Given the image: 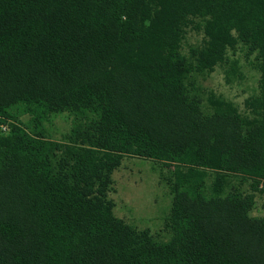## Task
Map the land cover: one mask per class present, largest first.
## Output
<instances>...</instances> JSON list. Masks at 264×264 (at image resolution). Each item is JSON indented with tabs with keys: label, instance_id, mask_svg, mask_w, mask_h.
I'll return each mask as SVG.
<instances>
[{
	"label": "trees",
	"instance_id": "16d2710c",
	"mask_svg": "<svg viewBox=\"0 0 264 264\" xmlns=\"http://www.w3.org/2000/svg\"><path fill=\"white\" fill-rule=\"evenodd\" d=\"M239 43L261 62L249 116L195 85ZM125 157L169 170L165 242L114 215ZM256 195L264 0H0V264H264Z\"/></svg>",
	"mask_w": 264,
	"mask_h": 264
},
{
	"label": "rangeland",
	"instance_id": "374dc122",
	"mask_svg": "<svg viewBox=\"0 0 264 264\" xmlns=\"http://www.w3.org/2000/svg\"><path fill=\"white\" fill-rule=\"evenodd\" d=\"M185 32L181 53L188 56L193 47L204 43L199 20H194ZM261 62L255 53H250L242 44H237L227 53L226 60L217 65L208 75L195 77V85L204 91L203 96L213 93L217 100L229 102L241 116H249L248 104L258 94ZM28 128V117H21ZM70 126L66 116L54 118L48 127L52 137L58 139ZM163 169L155 161L125 157L113 173V191L108 198L113 202L114 215L138 230H149L159 241L165 242L169 235L163 232L172 203L171 195L161 179ZM264 197L256 195L254 214L264 215Z\"/></svg>",
	"mask_w": 264,
	"mask_h": 264
}]
</instances>
